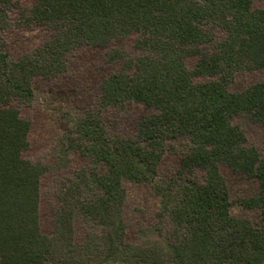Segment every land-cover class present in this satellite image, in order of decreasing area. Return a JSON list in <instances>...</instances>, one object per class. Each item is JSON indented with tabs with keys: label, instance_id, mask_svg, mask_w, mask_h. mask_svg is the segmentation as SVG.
I'll return each instance as SVG.
<instances>
[{
	"label": "trees",
	"instance_id": "1",
	"mask_svg": "<svg viewBox=\"0 0 264 264\" xmlns=\"http://www.w3.org/2000/svg\"><path fill=\"white\" fill-rule=\"evenodd\" d=\"M255 0H37L15 23V0H0V29L42 23L57 29L43 44L13 59L0 50V264H264V159L247 144L233 116L248 112L264 128V80L240 91L228 88L236 72L264 68V8ZM212 26L226 31L215 51L193 69L187 57L213 42ZM138 33L143 51L124 58L120 71L102 82V105L135 100L157 112L138 122L136 138L112 137L94 113L74 123L70 142L90 157L61 194L51 236L40 226L41 177L53 166L23 156L30 122L13 99L31 103L36 77L67 70L69 53L82 44L106 45ZM198 75H218L195 82ZM170 137L188 139L178 173L158 177ZM69 148L57 167L68 164ZM221 164L254 177L258 192L243 199L261 213V224L231 214L232 201ZM196 170L204 177L197 178ZM125 180L152 183L160 216L171 222L166 239L126 241ZM78 209L97 230L75 242Z\"/></svg>",
	"mask_w": 264,
	"mask_h": 264
},
{
	"label": "rangeland",
	"instance_id": "2",
	"mask_svg": "<svg viewBox=\"0 0 264 264\" xmlns=\"http://www.w3.org/2000/svg\"><path fill=\"white\" fill-rule=\"evenodd\" d=\"M10 17L17 22L37 0H15ZM253 7L264 8V0H255ZM215 34L213 42L199 45L200 53L187 57L189 69L195 68L202 55L215 51L218 42L226 36V31L212 26ZM57 32L47 24H15L8 29H0V50L6 51L15 59L33 48L50 40ZM138 33L114 38L106 45L82 44L72 50L67 58V70L57 77H36L33 81L35 96L31 103L13 99L9 105L19 109L23 118L31 125L29 147L23 156L32 162L53 166L41 177L40 226L44 234L51 236L55 229V212L62 204L61 194L81 169L90 166V157L79 148L70 145L75 139L74 123L87 113H94L105 125L112 137H133L138 134V122L151 113L157 112L143 102L129 100L121 106L102 105V82L110 74L122 69L124 58H113L115 51L136 58L143 54L135 45ZM215 75H198L195 82L217 79ZM264 80V68L236 72L228 85L231 91H240L249 85ZM7 104L0 103V108ZM233 123L244 131L247 144L258 148L264 159V128L248 112L233 116ZM188 139L170 137L166 141V150L158 167V177L167 179L178 173L181 158ZM69 148L68 164L57 167L61 154ZM221 172L226 180L232 201L231 214L247 218L255 225L261 224V213L257 208H249L243 199L258 192L256 178L235 171L221 164ZM197 178L204 177L203 170H196ZM127 197L124 205V219L127 225L126 241L145 244L150 241L166 239L170 236L171 222L160 216V196L152 183L125 180ZM75 242L85 240L87 232L97 230L96 224L78 209L73 216ZM116 264H123L118 262ZM174 264V263H164Z\"/></svg>",
	"mask_w": 264,
	"mask_h": 264
}]
</instances>
